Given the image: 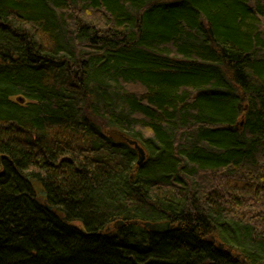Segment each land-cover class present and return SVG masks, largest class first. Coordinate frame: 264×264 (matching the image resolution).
Returning a JSON list of instances; mask_svg holds the SVG:
<instances>
[{"label":"trees","instance_id":"obj_1","mask_svg":"<svg viewBox=\"0 0 264 264\" xmlns=\"http://www.w3.org/2000/svg\"><path fill=\"white\" fill-rule=\"evenodd\" d=\"M0 264H264V0H0Z\"/></svg>","mask_w":264,"mask_h":264},{"label":"water","instance_id":"obj_2","mask_svg":"<svg viewBox=\"0 0 264 264\" xmlns=\"http://www.w3.org/2000/svg\"><path fill=\"white\" fill-rule=\"evenodd\" d=\"M239 126H241V127H243V122H241L240 124H239ZM234 130H237V127L235 126L234 128H233ZM133 145H134V147H135V149L137 150V152H138V157H139V160H138V166H142L143 165V163L145 162V160H146V153H145V150L141 147V146H139V144L137 143V142H131ZM49 209V208H48ZM119 225H121L122 224V222H119L118 223ZM150 228L153 230V231H155V232H169V224H163V225H152V226H150Z\"/></svg>","mask_w":264,"mask_h":264},{"label":"bare ground","instance_id":"obj_3","mask_svg":"<svg viewBox=\"0 0 264 264\" xmlns=\"http://www.w3.org/2000/svg\"><path fill=\"white\" fill-rule=\"evenodd\" d=\"M146 153V152H145ZM163 225V224H169V229H172L173 227H172V225L169 223V222H165V223H154V224H145L144 226L146 227V228H148V229H150V230H152L151 228H150V226H152V225ZM153 231V230H152Z\"/></svg>","mask_w":264,"mask_h":264},{"label":"rangeland","instance_id":"obj_4","mask_svg":"<svg viewBox=\"0 0 264 264\" xmlns=\"http://www.w3.org/2000/svg\"><path fill=\"white\" fill-rule=\"evenodd\" d=\"M102 126H103V125H102ZM112 134H113V133H112ZM113 135H114V134H113ZM114 136H116V139L119 140V141L124 140L122 137H120V135H117V134H116V135H114ZM132 142H134V141H132Z\"/></svg>","mask_w":264,"mask_h":264}]
</instances>
